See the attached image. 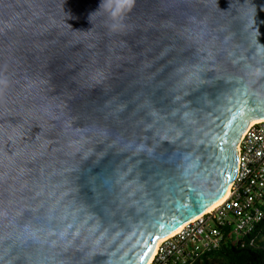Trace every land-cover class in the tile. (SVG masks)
<instances>
[{"label": "water", "instance_id": "obj_1", "mask_svg": "<svg viewBox=\"0 0 264 264\" xmlns=\"http://www.w3.org/2000/svg\"><path fill=\"white\" fill-rule=\"evenodd\" d=\"M100 2L0 0V264H146L264 119V0Z\"/></svg>", "mask_w": 264, "mask_h": 264}, {"label": "built area", "instance_id": "obj_2", "mask_svg": "<svg viewBox=\"0 0 264 264\" xmlns=\"http://www.w3.org/2000/svg\"><path fill=\"white\" fill-rule=\"evenodd\" d=\"M264 220V119L248 125L237 144V170L220 205L159 243L149 264H194L225 244L256 246L249 236Z\"/></svg>", "mask_w": 264, "mask_h": 264}, {"label": "trees", "instance_id": "obj_3", "mask_svg": "<svg viewBox=\"0 0 264 264\" xmlns=\"http://www.w3.org/2000/svg\"><path fill=\"white\" fill-rule=\"evenodd\" d=\"M255 237L256 246L237 242L225 244L196 259L194 264H264V220L249 238Z\"/></svg>", "mask_w": 264, "mask_h": 264}, {"label": "clouds", "instance_id": "obj_4", "mask_svg": "<svg viewBox=\"0 0 264 264\" xmlns=\"http://www.w3.org/2000/svg\"><path fill=\"white\" fill-rule=\"evenodd\" d=\"M134 0H101L98 9L93 13L102 11L112 21L115 28L133 6Z\"/></svg>", "mask_w": 264, "mask_h": 264}, {"label": "bare ground", "instance_id": "obj_5", "mask_svg": "<svg viewBox=\"0 0 264 264\" xmlns=\"http://www.w3.org/2000/svg\"><path fill=\"white\" fill-rule=\"evenodd\" d=\"M262 120H263V119H254V120H252V121L250 122L249 125L254 124V123H257V122H261ZM229 188H230V185H229V187H228L226 193L223 195V197L220 198L218 201H216V202L212 203L211 205H209V206L205 209V211H204L202 214H200L199 216L203 215V214L206 213V212H210V211H212L214 208H216L218 205H220L222 202H224V200H225L226 197L228 196V190H229ZM199 216H198V217H199ZM198 217H196V218H198ZM183 226H184V225H180L177 229H175L174 231H172L169 235L165 236L164 238H162L161 240L158 241L157 245L155 246L154 250L152 251V253H151V255H150V259H149V261H148L146 264H149V262H150V260H151V258H152V256H153V254H154V252H155L157 246L159 245V243H160L161 241H163L164 239H166V238H168V237H170V236H173L174 234H176L177 232H179V231L182 229Z\"/></svg>", "mask_w": 264, "mask_h": 264}]
</instances>
